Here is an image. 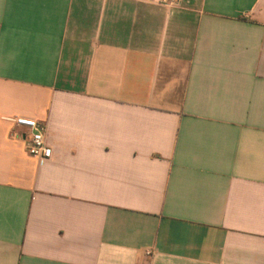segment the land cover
Returning a JSON list of instances; mask_svg holds the SVG:
<instances>
[{
  "label": "crops",
  "instance_id": "0c3cea01",
  "mask_svg": "<svg viewBox=\"0 0 264 264\" xmlns=\"http://www.w3.org/2000/svg\"><path fill=\"white\" fill-rule=\"evenodd\" d=\"M169 1L0 0V264H264V0Z\"/></svg>",
  "mask_w": 264,
  "mask_h": 264
},
{
  "label": "built area",
  "instance_id": "2783aa9c",
  "mask_svg": "<svg viewBox=\"0 0 264 264\" xmlns=\"http://www.w3.org/2000/svg\"><path fill=\"white\" fill-rule=\"evenodd\" d=\"M149 1L159 5H170L169 0H142ZM16 126L30 130L26 151L29 157L38 161L48 160L52 156V150L45 140L46 126L38 123L36 120L25 117H15L9 119Z\"/></svg>",
  "mask_w": 264,
  "mask_h": 264
}]
</instances>
